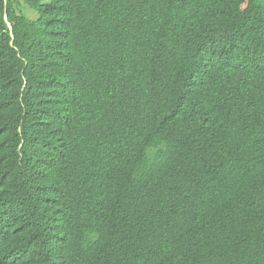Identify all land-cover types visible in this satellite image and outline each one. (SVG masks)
Here are the masks:
<instances>
[{
	"label": "trees",
	"instance_id": "obj_1",
	"mask_svg": "<svg viewBox=\"0 0 264 264\" xmlns=\"http://www.w3.org/2000/svg\"><path fill=\"white\" fill-rule=\"evenodd\" d=\"M0 264H264V0H0Z\"/></svg>",
	"mask_w": 264,
	"mask_h": 264
},
{
	"label": "rangeland",
	"instance_id": "obj_2",
	"mask_svg": "<svg viewBox=\"0 0 264 264\" xmlns=\"http://www.w3.org/2000/svg\"><path fill=\"white\" fill-rule=\"evenodd\" d=\"M27 15L30 17V18H34L35 16L33 15V13L27 11Z\"/></svg>",
	"mask_w": 264,
	"mask_h": 264
}]
</instances>
